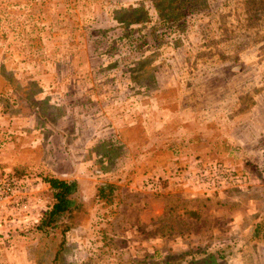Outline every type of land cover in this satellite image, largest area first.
<instances>
[{
  "label": "rangeland",
  "instance_id": "374dc122",
  "mask_svg": "<svg viewBox=\"0 0 264 264\" xmlns=\"http://www.w3.org/2000/svg\"><path fill=\"white\" fill-rule=\"evenodd\" d=\"M193 1L0 0V264H264V0Z\"/></svg>",
  "mask_w": 264,
  "mask_h": 264
},
{
  "label": "trees",
  "instance_id": "16d2710c",
  "mask_svg": "<svg viewBox=\"0 0 264 264\" xmlns=\"http://www.w3.org/2000/svg\"><path fill=\"white\" fill-rule=\"evenodd\" d=\"M153 5L159 18L163 22L177 23L187 16L188 11L195 6V3L193 0H153ZM130 10L133 16L127 20H122L123 23L142 24L149 20V13L143 8H131ZM1 72H3L2 69ZM45 182L53 191L54 203L45 213L39 228L41 230H61L62 234L66 233L69 231L70 226L62 222V219L66 217V214H70L72 211V203L75 195L77 194L76 188L78 184L76 182L53 177L47 178ZM113 194L114 190L112 187L100 186L97 196L99 199L105 200ZM257 231V234H261V241L264 243V224L260 225Z\"/></svg>",
  "mask_w": 264,
  "mask_h": 264
},
{
  "label": "built area",
  "instance_id": "2783aa9c",
  "mask_svg": "<svg viewBox=\"0 0 264 264\" xmlns=\"http://www.w3.org/2000/svg\"><path fill=\"white\" fill-rule=\"evenodd\" d=\"M15 190L16 188L13 187V184L10 181L5 182V184L3 185L0 184V206L4 201L10 200L12 198L11 196L14 195ZM24 207H27V206L24 205Z\"/></svg>",
  "mask_w": 264,
  "mask_h": 264
}]
</instances>
